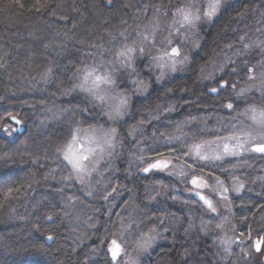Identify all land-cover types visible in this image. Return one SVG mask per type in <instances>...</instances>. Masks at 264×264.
<instances>
[{"label":"trees","instance_id":"trees-1","mask_svg":"<svg viewBox=\"0 0 264 264\" xmlns=\"http://www.w3.org/2000/svg\"><path fill=\"white\" fill-rule=\"evenodd\" d=\"M19 2L23 8L13 4L5 10L7 0H0V156H11L7 163L0 160V188L8 184L21 188L16 198L4 201L0 209V264H110L106 238L111 230L103 231L101 221L107 209L104 196L113 188L126 189L134 195V206L147 212L139 204L141 184L145 185V196L151 188H162L166 192L163 198L171 199L172 207L162 204L159 197L161 205L150 208L162 221L160 230L169 231L163 241L168 237L174 241L171 247L168 242L160 243L149 256L140 258L139 264H212L216 257L215 243L207 238V258L201 256L204 241L192 227L194 218L188 216L192 211L200 213L197 204L183 202L164 181L148 182L138 178L145 175L136 172L130 175L128 156L132 147L139 144L148 156L160 158L157 153H164L181 161L186 152L179 145L183 144L182 139L211 138L210 131L217 119L208 117L226 115L220 106L229 99L226 92L212 94L207 88L199 87L200 70L247 23L257 18L264 10V0H236L209 27L201 30L198 52L192 56L184 75L169 77L156 86L151 75L146 74L149 92L144 97L131 95L129 112L117 123V148L110 160L112 165L102 166L100 170L108 184L96 189L91 198L74 181L62 180L70 170L56 153L57 145L68 140L74 127L88 128L99 123L91 105L73 90L77 69H82L99 51L91 44L105 47L110 33L117 36L140 24L156 8H173L189 0H111V3L109 0H47V7L40 11L29 10L36 0ZM143 65L144 62L138 64L139 71ZM48 66L53 72L43 82L41 74ZM122 82L117 84L121 85L119 88L132 93L125 80ZM65 90L71 91L65 94ZM62 105L67 109L65 117L51 122L50 109ZM168 106H174V110L168 111ZM9 111L24 126L13 140L1 134L3 127L10 124L6 115ZM141 120L142 125L138 123ZM184 121L190 122L184 128L188 135L168 143L167 137ZM134 125L138 133L135 138H129L128 132ZM172 148L177 151L172 152ZM217 172L211 173L221 176ZM253 174L254 177L243 180L245 188L239 197L233 198L232 204L241 213L237 217L245 222V228L254 221L251 236L259 238L264 236V184L257 177L264 175L260 171ZM49 215L52 220L47 219ZM85 226H96V230ZM245 228L241 230L243 233ZM188 233L198 240L195 237L187 245L184 238ZM48 235L54 237L50 244L45 242ZM184 250L192 253L188 263L181 260Z\"/></svg>","mask_w":264,"mask_h":264},{"label":"snow or ice","instance_id":"snow-or-ice-1","mask_svg":"<svg viewBox=\"0 0 264 264\" xmlns=\"http://www.w3.org/2000/svg\"><path fill=\"white\" fill-rule=\"evenodd\" d=\"M111 3V0H109ZM13 4L23 8L24 5L19 0H7L4 4L5 10L10 9ZM223 6V0H189L182 6H177L174 11L171 12V21L167 26L168 35L164 37L162 47L157 49V54L153 56V60L157 68L160 69L159 75L156 77L157 82H160L168 73H175L182 70L183 67L189 62V56L185 53L183 43L187 41L191 34H194L198 26L202 22H211L217 17ZM47 7V0H36L35 4L29 10L40 11L41 8ZM144 8L149 5H144ZM161 9L156 8L153 17L147 24L144 25L142 30L136 31V37L131 44L128 43L129 37L126 34L127 29L119 33L121 38L119 41L120 46L116 47L117 37L109 34V44L115 48L112 52L110 49H104V45L91 44L92 48H98L96 54L103 56L105 51L111 52L113 59L111 61H102L99 64L86 65L83 69H77L76 79L78 84L73 85V89L78 87L80 91L89 94L92 99L99 101L100 103H108L109 99L118 101V103L109 104V110L106 112L109 120L116 118H123L125 112L128 110V98L124 93L117 92L112 94L115 88V79L113 77V71L115 66L119 64L120 67L134 69V60L136 53L143 54L145 52L146 45L151 44L153 47L157 44V34L160 31V14ZM164 16H168L167 10L163 12ZM264 17V13H261ZM264 22V21H262ZM126 23V22H125ZM258 32H264V29L257 28ZM184 36L185 41L180 45L174 44L173 36ZM240 47L232 54V56H225L224 62L219 65V68L214 66L212 71L205 73V69H201V74L205 78H211L215 71H223V68L227 64H235L236 60L233 57H241L247 55L250 50L256 48L259 49L262 55H264V39L257 37L256 39H250L247 34L241 35L238 38ZM193 47H198V43L195 40L191 41ZM47 48L48 46L45 45ZM232 45H229L231 48ZM110 63L111 68L106 67V64ZM246 67L245 76L247 81V87L237 89L235 83H229L227 80L221 78L217 83L218 86L209 88V92L212 94H219L222 90L231 88L237 99H246L248 94L253 91H258L262 98H264V59L257 61L254 64L244 62ZM236 71L235 68L232 69ZM53 69L48 66L41 74V80L47 82L51 77ZM138 85V90H144L147 85L142 80L134 81ZM68 91L65 90V94ZM159 107V106H158ZM224 107L229 112H234L235 115L231 116L227 125L221 124L219 128L214 130L212 138H201L199 141L193 140L192 142H185L187 152L184 155L188 156L191 161H181L180 164L173 162V157L165 156L164 153H157L160 158H154L152 156H145L143 154L137 157L139 170L145 174L155 171H167L169 175H175L181 179L182 182L190 184L192 187L190 191L198 198V201L205 207L209 213L217 214L218 203L223 201L225 205L231 204L228 193L240 192L245 188L243 182L239 181L238 177L233 176L232 183L229 185L220 176H213V173L209 172L204 175V169L206 165L213 164L214 162H222L228 157L238 158L244 163L247 162L246 157L248 154H259L264 158V99L257 105L256 103H247L243 109L234 107L232 102H228ZM174 106H168V111H173ZM10 119V124L20 125L22 121L17 118V115H13L12 112L6 113ZM158 119L159 117H154ZM195 119V118H193ZM140 125L144 123L143 120L138 122ZM190 122L184 121L182 124H178L175 133L167 137V142L171 143L176 140H181L188 134L184 131L185 126ZM207 126V125H205ZM9 126L3 127V132L11 136L13 132L19 131V129L12 128L9 130ZM226 129V131H224ZM139 129L137 126H133L129 130V135L135 138V134ZM221 131L224 134H217ZM82 129L79 126L74 127L68 140L63 144L57 145L56 153L59 158L66 162L70 171L66 176L62 177L64 182L78 183L81 185V189L86 196H92L94 189L92 188L93 173L100 174V161L104 159V156L111 155L116 148L117 129L109 128L105 130L103 127L96 129L83 130L84 136L81 141ZM163 135V134H162ZM85 142L89 146L85 147ZM172 152H176L175 148L171 149ZM11 159V156L5 154L0 156V160H4L7 163ZM179 159V156L176 157ZM235 167V166H233ZM209 176H213V182L208 180ZM48 176L45 175V179ZM262 184H264V177H257ZM99 183V181H97ZM107 191V188H105ZM207 190L212 195L206 194ZM21 192V188L12 184L5 185L0 188V209L4 207V201L15 199ZM111 192H115L113 188ZM108 192V195H111ZM108 195L104 196V199L108 198ZM216 197L218 199H214ZM176 197H173L175 199ZM69 200H74V197H69ZM154 199V197H152ZM187 203V201H186ZM150 218V217H149ZM48 220H52V216L47 217ZM221 223H217L218 229H224V223L227 222V217L222 218ZM138 229L137 238L135 239V251L137 253L136 258L128 256L126 248V240L124 233L132 229V224H125L123 221L120 223V227L116 232H113L108 240L107 250L111 255L112 264H139V255L147 252L157 240L159 233L155 227L149 228L147 232L140 229L139 224L136 225ZM235 232V228L232 229ZM241 236L243 233L240 234ZM48 241H52L54 237L48 235L46 238ZM248 239L251 240L249 234ZM238 243V237L235 235L232 237H223L219 240V245L223 249L224 253L231 255L232 245ZM240 244L243 241H239ZM251 246H254L257 252L264 247V236L256 239ZM243 251V249H241Z\"/></svg>","mask_w":264,"mask_h":264},{"label":"rangeland","instance_id":"rangeland-1","mask_svg":"<svg viewBox=\"0 0 264 264\" xmlns=\"http://www.w3.org/2000/svg\"><path fill=\"white\" fill-rule=\"evenodd\" d=\"M236 0H223V6L219 12V14L224 11L225 9H227V7H229L232 3H234ZM184 4H180L177 6H182ZM177 6H174L173 8H167V9H162L159 16H160V31L157 34V44L155 47H153L151 44L146 45L145 48V52L143 54H140L139 52L136 53V57L134 60V71L132 69L129 68H124V67H120L119 64H117L115 66V69L113 71V77L115 79V88L114 91L112 92L113 95H115V93L120 92V93H124L127 98H128V110L125 112L123 118H116L113 120H109L108 116L106 115V112L109 110V104H114V103H118V101H113L111 99H109L108 103H100L99 101H96L94 99H92V97L85 93L80 91V89L78 87H76L75 89H73L79 96L81 95L84 102H87V104L91 105V110L94 111L95 115H97L99 118L97 119V122H99L97 125L88 127V128H81L82 132H81V141H83V136H84V132L83 130H91L93 128L99 129L101 127H103L105 130L109 129V128H116L117 129V123L123 121L128 112H129V108H130V102H131V95L134 94V96L136 97H144L145 95H147V93L149 92V80L148 78H146V74H150L151 75V81L156 85V86H160L163 82H165L166 79H168L169 77L172 76H182L186 73L189 65H190V61L191 58L194 54H196L198 52L199 46H200V32L203 29H206L207 27H209L216 18H214L211 22H202L196 32L194 34H191L187 41H185V37L184 36H173V41L174 44L176 45H180L182 42L183 43V47H184V51L185 53L189 56V62L183 67L182 70H179L175 73H168L163 80H161L160 82H157L156 77L159 75L160 69L156 67L155 62L153 60V56H155L157 54V49L162 47V42L164 40V37H166L168 35V31H167V26L170 24L171 21V12L175 10V8ZM167 10L169 15L168 16H164L163 12ZM156 10L152 11V13L146 17L145 19H143V21L134 26L132 29L127 31V35L129 37L128 43L131 44L133 39H138L136 37V31L137 30H142L144 28V25L147 24L149 22V20L153 17V14L155 13ZM261 13H264V10L259 12V15L257 16V18L251 22V23H247L245 26L246 28L243 29V31H240V33L238 35H236L228 44L223 45L220 49H219V53L217 54V57L215 59L212 60V62L208 65L205 66L203 69H205V73L212 71L214 66L216 68H219V65L221 63L224 62V57L225 56H232V54L240 47L239 44V36L247 34V36L250 39H256L257 37L264 39V32H258L257 28L260 29H264V17L261 16ZM249 25V26H248ZM117 37V41L116 43V47H119V41H120V37L119 35L116 36ZM195 40L198 43V47H193L191 41ZM229 45H232L231 48H229ZM104 49H110L112 52L115 51V48H113V46L111 44H109V42L107 43V45H105ZM100 51V50H99ZM98 52V51H97ZM113 59L111 52L109 51H105L103 56H100L98 54H96V56L94 55V57L92 59H90L89 62H87L83 68L86 65H94V64H99L102 61H111ZM233 59L236 60L235 64H227L224 68L223 71H215L213 77L211 78H205L204 75L201 74V70L199 73V78L197 80L199 87L201 88H207L209 91L210 87L213 86H218V81L223 78L224 80H227L230 84L233 82L236 84L237 89L242 88V87H247V84L250 83L249 81H247L246 76H245V72H246V67H245V61H247L249 64H254L257 61L264 59V55H262V53L260 52L259 49H252L249 51V53L247 55L241 56L239 58L237 57H233ZM140 62H144L142 71H139V67L138 64ZM106 67L111 68L112 65L110 63L106 64ZM82 68V69H83ZM235 68L236 71L233 72L232 69ZM122 79L125 80V85L132 90V93H126V91H123L119 88V86L121 85H117L118 83H123ZM138 80H142L144 82V84L147 85V88L144 90H138V85L134 83V81H138ZM79 81L76 79L74 84H78ZM222 92H226L227 93V97L229 100H226L227 102H225L222 106H220L222 108V110H225L226 115H224L223 117H208L210 119H217L214 122V128L210 131L211 135L213 136L214 130L219 128L221 124L227 125L228 121H230L231 116L235 115L234 112H229L224 105L227 104L228 102H232L234 104V107L238 108V109H243V107L247 104V103H256L257 105H259L262 101V98L260 93L258 91H253L251 93L248 94L246 99H237L235 94L233 93L232 89L229 87L225 90H222ZM67 113V109L64 108V105L62 106H56L50 109V114H51V122L53 121H61L63 117H65L64 115ZM228 113V114H227ZM9 130L11 131L12 128H16L17 125L14 124V126L12 124H6V126H9ZM21 128H24V126L22 124L18 125ZM226 131V129L224 130ZM17 132H13L11 136L6 135L3 130L1 131V134L3 136H5L7 139L9 140H13L15 138V135L19 134H15ZM21 133V132H20ZM129 133V132H128ZM138 131L136 132L135 136L137 135ZM217 134H224L223 131H221L220 133ZM129 135V134H128ZM211 136V138H212ZM129 138H133L132 136L129 135ZM117 139H118V132H117ZM198 139V140H196ZM193 139L195 141H199L200 138H196ZM192 139H182L181 141L183 142L180 143L179 145L182 147L186 148V152H187V147H186V143L185 142H192ZM89 146H94V145H89L88 143L85 142V147H89ZM116 148H117V140H116ZM116 148L114 149V151L111 153V155H105L104 159L102 161H100V170L102 166H111V158H113V154L116 150ZM185 152V153H186ZM146 152L143 151V149L140 147L139 144H135L132 149L129 152V162H128V173L130 175H132L133 173H138L140 175H145V177H138V178H144L146 181L148 182H152L153 179H157V181L159 182H165L168 184V187L172 189L173 193L176 194L183 202H194L197 204L200 213L191 212L190 210H188L189 212H191L192 214H188V216L193 217L194 220L192 219V227L195 229V231H197V237L204 241L203 242V248L205 249L204 251H201V256H203L205 259L207 258L206 254V242H207V238L211 239L214 243H215V258L212 261V264H245L246 262H250L251 264H264V257L262 255V253L264 252L263 247L262 250L260 252H257L254 246H251L253 244V242L258 239V237H252L251 236V240L248 239L249 234L251 235V231L250 228H254L253 225L254 221H252V223H249L247 228H245V222L241 219L238 218L237 215L241 214L239 212H237V208L236 210L233 207L232 204V200L233 198H237L239 197L243 190L240 192H230L228 193L230 200H231V204L229 205H225V203L223 201H220L217 205L218 207V212L217 214H212L209 213L208 210L202 206V204L198 201V198L196 196H194L192 194V191H190L191 189V185L184 183L181 181L180 178H178L175 175H169L167 171H153L151 173H143L139 170V164H138V160L137 157L141 154L148 156L145 154ZM168 156H171L170 154ZM247 162L244 163L243 161L239 160L238 158H233V157H228L226 158L224 161L222 162H214L213 164H209L205 166L206 171H204V175H207V173H209V171L211 172H217V174L221 175L220 177L222 179L225 180L226 183H228L229 185L232 183V177H238L240 182H243V180H246V178H249L250 176L254 177L253 173H256L257 171H260V175H264V158L260 157L259 154H248V156L246 157ZM182 161V160H181ZM181 161H176L173 159V162L176 164H180ZM183 161H188V162H193L191 161V159L188 156H184ZM65 162V161H64ZM66 164V162H65ZM67 165V164H66ZM235 166V167H233ZM68 167V166H67ZM70 170V169H69ZM224 175V176H223ZM129 176V175H128ZM155 176V177H154ZM216 176V175H213ZM213 176H209L208 180L210 183L213 182ZM223 176V177H222ZM243 176V177H242ZM249 176V177H248ZM93 183H92V188L94 189V191L97 189L99 190L100 188H103V185L105 186L106 184H108V182H106L103 177L101 176V173L99 175H97L96 173H93ZM130 178V177H127ZM143 179V180H144ZM97 181H99V183H97ZM75 182V181H74ZM244 183V182H243ZM77 186L79 188H81V185H79L78 183H76ZM147 184V183H146ZM140 188V192L142 193L141 195V199H140V206H142L144 209L147 210V212H142L139 211L133 204V200H134V195L129 192L126 189H119V190H115V192L111 193V195H108L107 199H104L105 204H107V209L103 215V218L101 219L102 221V228L104 229L103 231L110 229L111 230V234L113 232H116L117 229L120 227V223L121 221H123L125 224H132V229L128 232L124 233L125 236V240H126V248H127V252H128V256L131 258H136L137 257V253L135 251V239L137 238V234H138V229L136 228V225L139 224L140 229H142L144 232H147L149 230V228L155 227L157 232L159 233V236L157 238V240L153 243L152 247L145 253H141L138 257V259L140 260V258L145 257V256H149L153 250L159 246V244H164L166 245L165 242H168V244H170L168 247H171V245L173 246V237H168L167 241H163V237H166L168 234L167 231H165V229L160 230V227L162 226V221L158 220V217L155 215L156 212L154 209L150 208V207H156L159 206V204L161 205L165 203L168 206H173L171 203V199H167V198H163V194L166 193L164 190L161 189H156L154 190V188H151L147 193L146 196L143 193L145 190V185L141 184L139 185ZM206 194L212 195V193H209L207 190ZM88 198H91V196H87ZM152 197H154V199H152ZM160 197V201L158 203V198ZM163 198V199H162ZM214 199H218L216 197H213ZM157 204V205H155ZM141 207V208H142ZM166 207V206H165ZM164 207V208H165ZM158 210V209H157ZM236 211V213H235ZM155 213V214H153ZM150 217V218H149ZM223 217H227V222L224 223V229H218L216 227L217 223H221L222 218ZM258 224V223H257ZM88 229H94L96 230V226L92 227V226H85ZM183 227V225H182ZM191 227V228H192ZM233 227L235 228V232L232 231ZM260 227V225L258 226ZM243 228H245L244 233L241 231ZM189 230V229H188ZM109 233V231H108ZM243 233V235L241 236L240 234ZM236 236L238 237V243L237 244H233L232 245V251H231V255H228L226 253H224L223 249L220 247L219 245V240L223 237H232V236ZM103 237V236H102ZM101 237V238H102ZM110 237V236H109ZM195 237L191 234L188 233V236L186 238H184L185 243L188 245L191 240L195 241ZM196 237V240H198V238ZM47 238V237H46ZM45 238V239H46ZM108 238V237H107ZM170 238V240H169ZM199 239V240H200ZM201 241V242H202ZM239 241H243L242 244L239 243ZM46 242V241H45ZM47 244V243H46ZM243 249V251L241 250ZM106 252L108 253L107 247H106ZM192 253H188L187 250H184L181 253V260L184 263H188L190 261ZM109 258V256H108ZM208 262V261H207ZM109 263L112 264L110 258H109Z\"/></svg>","mask_w":264,"mask_h":264},{"label":"water","instance_id":"water-1","mask_svg":"<svg viewBox=\"0 0 264 264\" xmlns=\"http://www.w3.org/2000/svg\"><path fill=\"white\" fill-rule=\"evenodd\" d=\"M16 129H19V131H15V132H17V133H20V132L22 131V128H21L20 126H18V125H17ZM45 241H46L47 244H50V243H51V241H48L47 239H45ZM108 256H109V258H110V260H111V255H110V253L108 254Z\"/></svg>","mask_w":264,"mask_h":264},{"label":"flooded vegetation","instance_id":"flooded-vegetation-1","mask_svg":"<svg viewBox=\"0 0 264 264\" xmlns=\"http://www.w3.org/2000/svg\"><path fill=\"white\" fill-rule=\"evenodd\" d=\"M184 226H186V225L184 224Z\"/></svg>","mask_w":264,"mask_h":264}]
</instances>
